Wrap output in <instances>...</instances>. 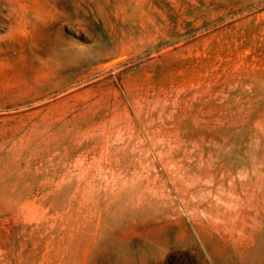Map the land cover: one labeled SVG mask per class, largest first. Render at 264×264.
<instances>
[{"label": "rangeland", "instance_id": "rangeland-1", "mask_svg": "<svg viewBox=\"0 0 264 264\" xmlns=\"http://www.w3.org/2000/svg\"><path fill=\"white\" fill-rule=\"evenodd\" d=\"M0 264H264V0H0Z\"/></svg>", "mask_w": 264, "mask_h": 264}]
</instances>
